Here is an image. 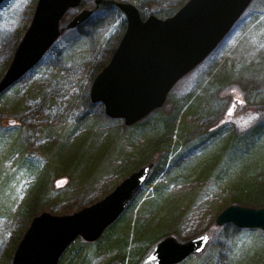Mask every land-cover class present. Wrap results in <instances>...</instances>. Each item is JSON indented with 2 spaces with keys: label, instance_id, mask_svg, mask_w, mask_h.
Wrapping results in <instances>:
<instances>
[{
  "label": "rangeland",
  "instance_id": "374dc122",
  "mask_svg": "<svg viewBox=\"0 0 264 264\" xmlns=\"http://www.w3.org/2000/svg\"><path fill=\"white\" fill-rule=\"evenodd\" d=\"M37 1L0 4V80ZM96 1L81 0L78 9L68 10L60 21L61 35L40 62L0 93V264L27 226L23 215L29 206L35 216L72 214L150 163L148 178L120 215L121 223L98 241L77 238L58 264H122L123 255L125 264H135L136 249L147 247L156 233L181 242L209 235L203 253L179 264H264V231L215 223L227 206H264L244 203L248 190L238 185L252 173L264 185V160L250 173L240 162L226 164L223 154L225 141L236 136L245 163L256 161L258 154L248 152L252 146L244 138L256 128V141L264 144V0H252L217 47L174 85L165 103L132 126L108 117L89 95L125 21L114 4L130 3L144 18L163 19L184 0H108L109 7ZM84 9L92 14L67 29Z\"/></svg>",
  "mask_w": 264,
  "mask_h": 264
},
{
  "label": "water",
  "instance_id": "95a60500",
  "mask_svg": "<svg viewBox=\"0 0 264 264\" xmlns=\"http://www.w3.org/2000/svg\"><path fill=\"white\" fill-rule=\"evenodd\" d=\"M251 2L187 0L164 19L154 15L142 19L134 5L116 2L115 6L125 17L126 29L107 66L94 78L90 101L101 103L108 117L122 119L126 126L139 122L165 103L174 85L217 47ZM80 6L81 0L37 1L31 22L0 80V93L41 60L60 36V21L66 12ZM91 14L90 10H82L66 28L78 27ZM152 166L139 168L102 199L72 214L42 212L34 216L11 264H58L77 238L97 241L132 201ZM215 223L264 231V206H227L218 213ZM208 243V234L185 242L166 236L140 264H179L191 255L203 253Z\"/></svg>",
  "mask_w": 264,
  "mask_h": 264
},
{
  "label": "trees",
  "instance_id": "16d2710c",
  "mask_svg": "<svg viewBox=\"0 0 264 264\" xmlns=\"http://www.w3.org/2000/svg\"><path fill=\"white\" fill-rule=\"evenodd\" d=\"M186 1L187 0H184L175 11H172L170 13L168 12L167 14H165V15H163L161 17H163V19H164V18H167V17L173 15L181 6H183L186 3ZM112 4L113 3H111L108 0H101L99 6L109 7ZM140 16L142 18H144L141 14H140ZM125 29H126V22L124 21L122 23V25H121V33H120V35L118 37L117 43H116V45H115V47L113 49L112 54L114 53L116 47L118 46L119 41H120V39L122 38V36H123V34L125 32ZM255 132H257V128L255 130L252 129L250 132H248L244 138L249 139L250 140V146H252L251 149L250 148L248 149V152L251 151L252 154L253 153L258 154L259 157L255 159L256 161H253L251 164L250 163H245V155H246L245 151L242 150L240 148V146L236 147V145H240L239 143L241 142V140H239L238 137L234 136V137H230L229 139H227L225 141V145L223 146V148H224V153L223 154H225V156H227V158H228V161L226 162V164H228V165L231 164L233 166L237 162H240V164H241L240 166L244 167L245 172H250V173H252L253 170L256 169V164H258L259 162H262L264 160V159H262V158H264V144L263 143L260 144V142L256 141L259 138H257V139L255 138V135H256ZM244 138H242V139H244ZM258 144H260V145H258ZM221 155H222V153H221ZM238 185H240V186H244L245 185L247 190H248V191H246V188H245V191L247 192L246 193V197L245 198L242 197L244 203H251V204L256 205V206L264 205V194L254 195V194L251 193L254 190H257V192L259 191L261 193L264 192V185H261L258 182V178L255 176L254 173H252L249 177L242 176V178H240L239 181H238ZM25 210H26V208H25ZM124 212L121 215H123ZM34 216H35L34 208H33V206H29V208H27V210L24 212V215H23V219L25 220L27 226L16 237H14L13 243H12V247H11L12 249L8 253V257L6 258L5 264H11L12 257H13V254L15 252V249H16L18 243L20 242L24 232L28 228V226H29V224H30V222H31V220H32V218ZM121 218L122 217L120 216L106 230L107 231L114 230L116 225H119L121 223ZM159 237H160V234L156 233L155 235L152 236V238L147 239V240H149V243H150L147 247L140 246V247H138L136 249V254L134 255L135 264H139L142 261V259L148 254L149 247L151 245H153L154 243H157L159 240H161V239H159ZM125 243H126V241H125ZM125 248H126V246H125ZM121 262H122V264H125V256L124 255H123V260Z\"/></svg>",
  "mask_w": 264,
  "mask_h": 264
},
{
  "label": "bare ground",
  "instance_id": "6f19581e",
  "mask_svg": "<svg viewBox=\"0 0 264 264\" xmlns=\"http://www.w3.org/2000/svg\"><path fill=\"white\" fill-rule=\"evenodd\" d=\"M262 207V206H261Z\"/></svg>",
  "mask_w": 264,
  "mask_h": 264
}]
</instances>
